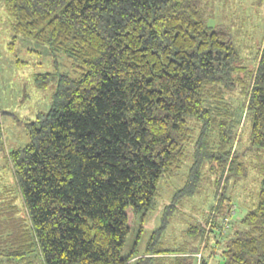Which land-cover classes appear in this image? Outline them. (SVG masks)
I'll return each mask as SVG.
<instances>
[{
  "label": "trees",
  "instance_id": "obj_1",
  "mask_svg": "<svg viewBox=\"0 0 264 264\" xmlns=\"http://www.w3.org/2000/svg\"><path fill=\"white\" fill-rule=\"evenodd\" d=\"M206 3L4 0L11 51L19 36L29 37L71 59L78 71L75 78L34 77L39 89L53 83L55 88L49 110L25 125L27 143L7 155L27 227L10 238L9 246L0 227L1 262L4 257L17 264H188L194 259L166 256L187 250L162 246L176 206L197 191L206 162L218 166L217 190L224 174L228 180L245 176L231 153L242 113L250 120V146L264 149V37L249 69L227 28L209 25ZM235 91L242 97L238 107L231 101ZM215 132L217 146L211 145ZM189 147L186 181L139 253L143 224L161 184L175 175ZM215 198L216 209L229 201L224 194ZM136 219L137 236L126 253ZM207 223L208 218L191 225L188 236L208 238ZM239 223L219 264H264V171L255 207ZM31 253L38 257L35 263Z\"/></svg>",
  "mask_w": 264,
  "mask_h": 264
},
{
  "label": "rangeland",
  "instance_id": "obj_2",
  "mask_svg": "<svg viewBox=\"0 0 264 264\" xmlns=\"http://www.w3.org/2000/svg\"><path fill=\"white\" fill-rule=\"evenodd\" d=\"M208 13L211 14L209 25H219L227 28L234 38L235 44L242 49V57L255 65L254 54L264 37V0H207ZM11 18L5 8L4 0H0V212H2L0 227L6 234L4 246H9L11 237L27 227V216L17 184L7 162V155L14 148L24 146L28 139L25 125L40 112H47L51 105V94L55 83L46 90L36 86L34 77L37 74L53 73L55 76L67 75L77 77V68L73 61L63 54L54 53L46 44L29 37L19 36L14 50L9 49L12 40L10 29ZM232 104L238 107L242 97L236 91ZM242 113L241 124L232 146V152L237 154L238 161L245 167V176L241 179L228 180L223 175L218 190L215 180L218 177V166L215 162H206L201 171V180L197 191L181 200L173 212L169 225L162 235V246L171 250L184 248L186 253H168L166 256H193L188 264H219L221 252L228 239L240 229L239 221L255 207L257 192L264 171V149L250 146V120ZM197 133V132H196ZM211 145L219 143L217 133L211 136ZM192 151L189 147L186 159L175 175L161 184L160 196L156 206L151 210L143 224V232L138 250L143 253L144 243L151 232L160 224L165 206L171 203L175 190L182 188L186 181L188 170L192 164ZM234 154V155H235ZM216 193V194H215ZM224 194L229 201L216 209L215 195ZM229 204L231 206H229ZM208 218L206 231L208 238L188 236V228L198 223L202 224ZM139 221L136 219L133 230L128 237L125 252H129L137 236ZM11 251V247L7 248ZM197 249V250H190ZM193 252V253H192ZM10 253V252H8ZM38 257L31 253L32 263ZM0 264H17L4 257ZM200 259L203 262H200Z\"/></svg>",
  "mask_w": 264,
  "mask_h": 264
},
{
  "label": "crops",
  "instance_id": "obj_3",
  "mask_svg": "<svg viewBox=\"0 0 264 264\" xmlns=\"http://www.w3.org/2000/svg\"><path fill=\"white\" fill-rule=\"evenodd\" d=\"M3 191H1V193H2Z\"/></svg>",
  "mask_w": 264,
  "mask_h": 264
}]
</instances>
